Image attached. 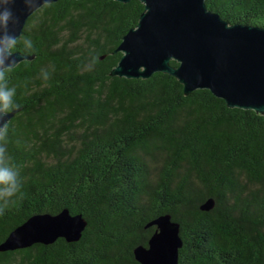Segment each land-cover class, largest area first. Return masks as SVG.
Listing matches in <instances>:
<instances>
[{"label":"trees","instance_id":"1","mask_svg":"<svg viewBox=\"0 0 264 264\" xmlns=\"http://www.w3.org/2000/svg\"><path fill=\"white\" fill-rule=\"evenodd\" d=\"M206 4L230 23L264 26V0ZM143 11L140 0H57L11 47L34 57L0 79L19 108L0 157L20 183L4 198L0 243L35 213L67 207L87 225L76 241L0 251V264H141L134 248L162 213L180 223L178 264H264V115L209 89L185 95L168 73L110 75Z\"/></svg>","mask_w":264,"mask_h":264},{"label":"water","instance_id":"2","mask_svg":"<svg viewBox=\"0 0 264 264\" xmlns=\"http://www.w3.org/2000/svg\"><path fill=\"white\" fill-rule=\"evenodd\" d=\"M57 0H0V11L9 9L12 19L8 34L15 40L23 33L29 16L46 3ZM128 2L130 0H118ZM144 4L136 26L122 37L115 51L122 52L110 75L149 78L155 72L168 73L183 85L184 94L209 89L229 107L253 109L264 115V26L230 23L207 7L206 0H140ZM3 29H0L2 35ZM0 53L7 55L3 48ZM34 55L11 49L0 57V72L15 67ZM172 60L178 64L173 65ZM0 113V135L18 112ZM214 198H207L201 209L209 210ZM156 229L148 245L134 248L141 264H178L182 246L180 223L170 213L153 218ZM87 225L81 213L65 207L57 213H35L15 227L0 243V251L50 244L63 237L79 240Z\"/></svg>","mask_w":264,"mask_h":264},{"label":"clouds","instance_id":"3","mask_svg":"<svg viewBox=\"0 0 264 264\" xmlns=\"http://www.w3.org/2000/svg\"><path fill=\"white\" fill-rule=\"evenodd\" d=\"M12 12L9 9L0 11V29H3L0 35V48H3L7 55L0 53V57L9 56L11 54V47L14 46V38L7 32V26L12 19ZM3 59H0V64H3ZM3 78V73L0 72V79ZM15 96L14 89H8L0 85V113L15 107L13 97ZM6 131V129H4ZM20 190V183L18 181V173L12 166L7 164L2 157H0V214H3L4 208L8 206V201L4 200L5 197H12Z\"/></svg>","mask_w":264,"mask_h":264},{"label":"flooded vegetation","instance_id":"4","mask_svg":"<svg viewBox=\"0 0 264 264\" xmlns=\"http://www.w3.org/2000/svg\"><path fill=\"white\" fill-rule=\"evenodd\" d=\"M155 229H156V226H155ZM155 229H154V231H155ZM154 231H153V232H154ZM153 232H152V233H153ZM151 235H152V234H151ZM151 235H150V236H151Z\"/></svg>","mask_w":264,"mask_h":264}]
</instances>
